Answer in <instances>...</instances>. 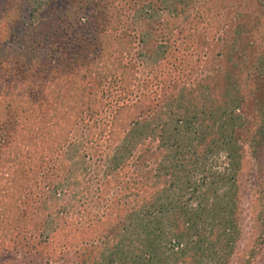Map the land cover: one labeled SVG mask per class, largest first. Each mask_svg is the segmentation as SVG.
I'll return each mask as SVG.
<instances>
[{"label":"trees","instance_id":"16d2710c","mask_svg":"<svg viewBox=\"0 0 264 264\" xmlns=\"http://www.w3.org/2000/svg\"><path fill=\"white\" fill-rule=\"evenodd\" d=\"M2 1L0 264H78L75 250L85 243L96 246L91 264H228L239 250L235 179L246 152L256 166L244 179L264 156V0H218L228 7L220 21L251 14V40L220 98L195 82L201 61L187 63L180 54L195 45L190 34L176 35L178 17L195 12L194 0ZM157 65H164L162 76L139 77ZM141 120L142 137L156 144L153 152L142 148L155 173L145 164L130 176L131 150L124 155L111 141L127 125L142 128ZM84 131L92 152L75 138ZM65 145L73 152L64 165L74 174L94 154L95 173L104 158L103 176L96 170L94 177L102 179L98 201L117 186L126 192H113L108 214L93 224L79 229L68 221L47 231L48 215L33 206L42 169L31 160H54ZM48 171L46 186L63 192L69 174ZM259 184L238 264L264 262Z\"/></svg>","mask_w":264,"mask_h":264},{"label":"rangeland","instance_id":"374dc122","mask_svg":"<svg viewBox=\"0 0 264 264\" xmlns=\"http://www.w3.org/2000/svg\"><path fill=\"white\" fill-rule=\"evenodd\" d=\"M194 2V7H196L194 9L195 12L192 9L191 13H188V15L178 17L179 29L176 30V35H179L180 33L181 36L190 34L192 37V43L194 42L195 45L189 53L184 50L181 51L180 54L184 56L187 63L195 60L201 61L199 73L194 79L195 82L198 83L200 88H203L211 98H220L227 89L229 76L233 74L235 69V65L233 64L234 61L238 60L240 52L247 49L251 40V14H246L244 18L241 16L237 19H233L232 22L228 24L227 21L219 20V18L226 16L228 7L222 9L218 0H194ZM247 2L249 3V0H247ZM141 3L146 4L147 0H142ZM2 4L3 1L0 0V8ZM204 20L207 21V23H204ZM212 20H214L215 23H227L217 24L213 29V27L210 26V21ZM183 46V43L181 45L177 44V47L181 49ZM4 49H0V56L3 55ZM6 49L11 52L13 50L9 46H7ZM174 55H177V53ZM164 72V65H157L156 67H153L151 71L148 68L145 70L140 69L141 74H139V77H153L155 79V76L160 77ZM103 105L104 104L101 105L102 109ZM102 114H104V112ZM100 118L103 122L107 120L106 116ZM141 122L143 123L142 128L137 124L127 125L124 130L121 129L120 133L117 134V139H112L111 141L112 145L115 147L121 143L118 148L121 147L124 149V155L131 150L126 160L128 165V175L130 176H135L145 164L148 166L145 167L146 172L151 174L155 173L152 167L149 169V166L151 165L148 164L153 158L145 155L142 148L149 150L152 149L151 152H153L156 144L151 141V138L142 137L145 132L144 130H146L144 129L146 121L141 120ZM139 127L141 128L140 130L138 129ZM76 132L77 131L74 132V136L76 135ZM84 133L87 134V132L84 131L75 138L79 141L82 140V149L86 148L85 151L92 152V146L86 140L88 135L84 137ZM70 152H73V149L70 148V146L65 145L61 151L56 153L54 160L46 162L44 160L38 162L36 158L31 160L33 165L42 169V172L38 176L40 191H37L38 195L33 199V206L37 207L44 214V217L48 215L44 223L45 230L47 231L52 228L56 232L57 226H59L60 229H64L68 221L75 223L74 225L79 229L84 228L88 222L93 224L99 219H103L108 214L109 199L113 192L116 191L121 194V188L122 192H126V186H117L115 189L111 190V193L105 195L106 198L103 197L102 201H98L97 198L101 196V193L96 191L97 186H99L100 181L102 180L101 175L103 176L104 174V158L97 160L96 170H98L101 175L98 176V178H94L96 177V170L94 173V170H92L94 167H92L91 164L95 163V154L90 161V165L86 167L85 165H87L88 162L85 160L86 163L84 166L86 168L84 167V170H80V172H75L76 174H74L70 167L64 165L68 157L66 154ZM245 155L246 158L243 160L242 165L243 169L235 179L236 186L240 188L238 195L240 203L238 202L236 206L237 222L239 221L238 227L240 229L239 240L237 241L239 250L233 257L228 258V264H238V256L241 254L243 247L248 244V239L250 237V216L252 214L251 205L254 202L251 190H260L261 185L259 182H264V156L259 158V164L261 163V165L257 167V170L254 169L245 179L241 178L244 172L245 174L248 173L247 168L249 165H252L253 168L256 166V161H254V164L247 152ZM117 157L118 156H116V158ZM94 165L95 164H93V166ZM51 169L58 170L60 176L64 175V172L65 175L66 173L69 174L65 186L72 183L71 186H69V188L64 186V191L61 193V190L58 187L56 191H51L44 181V178H47L48 176V170ZM221 169H223V167H221ZM120 171V168L111 171V175H116ZM255 174H258L257 178L251 177ZM256 179L258 181H256ZM245 180L247 182H245ZM62 181L64 180H60L59 184H63L61 183ZM76 183H80V186H73V184ZM243 184H247V186H244ZM72 191L76 194L75 200H72L73 193H70ZM122 199L121 203L128 205L132 203V198ZM63 206L64 211L56 214V212L63 208ZM234 235L237 237V234L234 233ZM95 248V245H90L89 243L83 244L78 250L76 248L75 252L77 253H75V256L78 260V264H88L89 262L91 264L92 259L97 255ZM257 262L258 264H264V262L258 260Z\"/></svg>","mask_w":264,"mask_h":264}]
</instances>
